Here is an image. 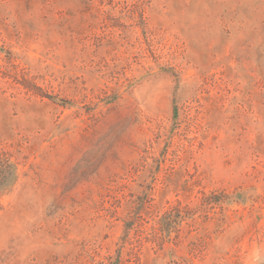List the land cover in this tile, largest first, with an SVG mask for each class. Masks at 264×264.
Instances as JSON below:
<instances>
[{"label":"rangeland","instance_id":"374dc122","mask_svg":"<svg viewBox=\"0 0 264 264\" xmlns=\"http://www.w3.org/2000/svg\"><path fill=\"white\" fill-rule=\"evenodd\" d=\"M0 264H264V0H0Z\"/></svg>","mask_w":264,"mask_h":264}]
</instances>
